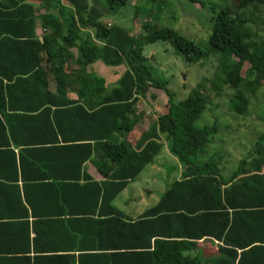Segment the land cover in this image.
Segmentation results:
<instances>
[{"label": "trees", "instance_id": "trees-1", "mask_svg": "<svg viewBox=\"0 0 264 264\" xmlns=\"http://www.w3.org/2000/svg\"><path fill=\"white\" fill-rule=\"evenodd\" d=\"M128 1L0 0V226L23 243L0 257L5 264H198L188 251L209 238L220 242L210 264H264V133L222 173L217 153L205 150L216 124L194 126L206 105L201 90L176 101L143 55L157 42L186 64L217 54L220 82L234 91L231 109L242 115L245 94L256 93L264 76V37L249 28L264 0H187L214 14L206 52L168 27L144 22L132 37L107 26L104 19ZM58 6L57 16L49 12ZM97 62L125 70L108 86L89 69ZM148 88L164 93L167 110L132 145L125 138ZM165 140L180 177L132 220L113 202ZM87 162L100 181L83 171Z\"/></svg>", "mask_w": 264, "mask_h": 264}, {"label": "rangeland", "instance_id": "rangeland-1", "mask_svg": "<svg viewBox=\"0 0 264 264\" xmlns=\"http://www.w3.org/2000/svg\"><path fill=\"white\" fill-rule=\"evenodd\" d=\"M213 16L207 7L200 8L187 0H164L161 4L158 0L154 4L146 0H129L118 14L105 18L104 23L125 29L132 37L142 35L144 22H148L153 28L168 27L191 39L201 51L206 52V37ZM249 28L258 39L264 37L263 7L260 8L254 23L249 24ZM143 55L153 65L154 71L159 69L161 78L168 81L167 89L174 93L176 101L183 100L192 88L201 90L206 105L194 126L198 128L216 124L217 133L210 137L205 150L217 153L215 159L216 162L218 160V166L223 167H220L222 172L229 171L240 159L248 156L258 137L264 133V76L256 93L245 94L249 104L244 114L240 115L231 109L234 91L220 82L219 65L222 62L217 54L210 55L200 63L186 64L169 44L157 42L146 45ZM104 68L101 78L109 86L114 79L109 73L117 72L118 68ZM166 110L167 98L164 93L148 88L136 108L137 113L141 114L138 123L146 130L150 122L161 118ZM169 148L167 141H163V148L154 158L153 165L146 167L136 180L116 197L113 204L119 211L127 215L129 210H146L153 207L164 191L179 179L181 164ZM152 168H155V171L151 170ZM208 254L212 255V251Z\"/></svg>", "mask_w": 264, "mask_h": 264}, {"label": "crops", "instance_id": "crops-1", "mask_svg": "<svg viewBox=\"0 0 264 264\" xmlns=\"http://www.w3.org/2000/svg\"><path fill=\"white\" fill-rule=\"evenodd\" d=\"M64 2H61L60 6H64L63 4ZM60 6L52 8L51 10H49L50 13H52L53 15L57 16L60 12ZM48 10V8H47ZM40 29L38 26H36V35L38 37V39L41 41L40 38ZM114 68H118L117 72L114 73H109L111 75V77H113L114 79L112 80V82L119 78L122 73L124 72L125 68L123 66H119V67H114ZM89 69L97 76H102V72L105 70L104 66H101L100 63H95L93 65H91L89 67ZM107 71V70H106ZM103 79V78H102ZM68 98L71 100H76V95L72 92L68 94ZM143 129L141 128L140 124L137 123L136 127L134 128L133 132L128 133L125 140L129 142V144H134L137 140V138L139 137L140 132ZM114 140L116 141H120L121 137L119 136H115ZM153 165L150 164L149 166ZM147 166V167H149ZM223 168V167H221ZM83 171L85 173H87L94 181H100L102 179V177L98 174V172L96 171V169L90 164V162H87L83 165L82 167ZM151 170L155 171V168H152ZM222 172V170H221ZM227 172V171H226ZM222 173H225L222 172ZM141 174V173H140ZM139 174V175H140ZM133 183V182H131ZM130 184V183H129ZM128 184V185H129ZM127 185V186H128ZM135 211V213H134ZM144 210H139V209H135V210H129V213L127 214V216L132 219L135 220L137 218H139V216L142 214ZM4 213L2 210H0V215ZM6 213V210H5ZM3 226H0V252L2 250H20L23 247V243H22V239L21 238H15L14 240L9 238V230H4V228H2ZM11 235V234H10ZM32 235H30L31 237ZM264 237V236H263ZM218 247H220V242L213 240V239H209V238H204L202 240H199L197 242H195V246L193 248V250H189L188 253L191 254L192 257H195L199 260H201L203 263L198 262V264H210V260L215 259L219 256L218 253ZM212 251V255H209L208 252ZM208 260V261H207ZM207 261V262H204ZM5 264V262H3V258L0 257V264Z\"/></svg>", "mask_w": 264, "mask_h": 264}]
</instances>
